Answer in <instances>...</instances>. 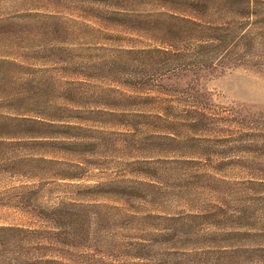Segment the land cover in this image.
Masks as SVG:
<instances>
[{
    "label": "rangeland",
    "instance_id": "obj_1",
    "mask_svg": "<svg viewBox=\"0 0 264 264\" xmlns=\"http://www.w3.org/2000/svg\"><path fill=\"white\" fill-rule=\"evenodd\" d=\"M84 8L80 0H0V225L51 227L47 209L64 203L87 206L71 208L88 221L84 251L110 253L112 240L146 230L114 207L137 215H197L193 232L248 231L254 250L264 244V72L242 66L164 80L162 92L175 95L153 92L160 106L149 100L126 109L129 102L105 103L103 89L139 95L120 83L141 84L148 75L117 53L147 40L82 17ZM35 13L65 16L94 31L38 21ZM193 104L203 106L204 122L178 125L174 143L154 136L164 131L154 114L168 106L182 116ZM127 109L144 117L132 121L122 115ZM55 110L82 131L50 121L46 116ZM99 110L117 115L90 114ZM95 204L111 210L89 207ZM148 223L162 228L158 220ZM259 255L254 252L255 261L263 260ZM168 260L227 264L181 255Z\"/></svg>",
    "mask_w": 264,
    "mask_h": 264
},
{
    "label": "trees",
    "instance_id": "obj_2",
    "mask_svg": "<svg viewBox=\"0 0 264 264\" xmlns=\"http://www.w3.org/2000/svg\"><path fill=\"white\" fill-rule=\"evenodd\" d=\"M80 1L85 7L82 17L96 20L105 26L125 28L147 40L141 48L121 50L117 53L127 60L129 67H141L148 75L141 84L127 83V80L126 85L120 83L139 95H124L118 89H103L102 92L108 99L105 103L129 102L126 103L127 106H123L126 109L139 105V100L157 102L156 99L159 98L151 96L153 92L166 96L175 95L162 92L164 80H178L189 73L225 72L242 66L264 72V0ZM34 17L45 23H69L94 31L89 24L79 23L65 16L35 13ZM119 63L121 61H113L112 65L117 67ZM182 93L191 94L187 91ZM103 105L107 107L108 104ZM155 105L160 106L158 102ZM202 107L193 104L191 108L181 112L182 116L171 114L174 108L168 106L164 114L157 112L154 117L161 122L164 131L157 132L154 136L171 143L176 142L181 129L178 125L184 128L193 127L192 124H201L208 118ZM127 110L129 113L122 115L132 121L144 117L140 112ZM73 111L75 110H70V113ZM90 114L110 118L117 115L100 110ZM46 117L52 122L62 123L58 124L60 128L82 131L80 126L62 120L56 110ZM31 123L44 125L46 122L32 120ZM46 124L55 125L51 122ZM130 127L134 129L133 125ZM187 136L185 134L183 138L187 139ZM123 201L124 205H127L128 202ZM85 207L87 206L62 203L53 209H47L51 214L47 218L51 227L47 228L1 224L0 264H173V260L169 261L168 258L178 255L183 258L199 257L207 261L226 260L227 264H264V244L254 250L252 232H193V222L200 219V216L187 215L177 218L151 213L137 215L124 212L119 207H114L117 214L126 220H140L147 225L146 230L141 234L112 240L110 253L84 251L80 246L87 238L83 228H86L88 221L81 211L71 208ZM89 207L99 211L106 208L111 210L105 204ZM99 214L100 212L96 213ZM151 219L158 220L162 228H152L148 223ZM224 243L229 246H216ZM254 252H260L259 258L263 260L255 261Z\"/></svg>",
    "mask_w": 264,
    "mask_h": 264
}]
</instances>
